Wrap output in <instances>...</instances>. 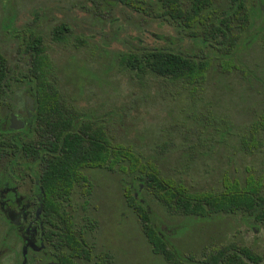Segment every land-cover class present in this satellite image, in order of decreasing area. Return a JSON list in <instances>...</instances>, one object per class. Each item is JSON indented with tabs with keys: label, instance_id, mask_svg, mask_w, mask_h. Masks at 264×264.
<instances>
[{
	"label": "trees",
	"instance_id": "16d2710c",
	"mask_svg": "<svg viewBox=\"0 0 264 264\" xmlns=\"http://www.w3.org/2000/svg\"><path fill=\"white\" fill-rule=\"evenodd\" d=\"M142 1L140 4L138 0H128L127 22L119 15L118 22L122 21L126 28L123 37L118 39L120 32L116 34L115 30L110 35L111 40L118 39L122 45L117 51L103 49L100 45L107 47L105 40L88 44L85 36L75 35L67 24L50 29L53 46H61L67 58L64 64H59L52 45L47 55H34L31 85L38 96L37 124L32 131L35 164L44 167L52 190L73 189L86 179L88 169L114 174L119 184L127 185L129 208L136 215L140 230L159 251L170 244L160 227H155V212L148 201H155L178 221L238 217L253 232H262L264 238V0H223L222 6L207 0V6L201 5L192 15L194 24L196 18L208 20L206 29L195 24L190 30L194 51L190 58L170 49L169 41L173 39L167 28L172 21L170 0ZM111 15L110 19L116 13ZM152 24L163 32L150 34L148 28ZM144 34L155 40L161 37L164 48L146 45L141 37ZM94 49L98 52L102 49L115 61L119 72L133 76L144 86L161 81L172 89L178 88L179 82L182 90L186 84L204 87L209 74L213 79L226 72L233 76L235 72L243 74L241 87L248 95L240 99V116L217 115L221 122L211 120L214 123L210 124L212 129L206 140L188 146L189 152L197 148L209 153L216 147L220 149L217 158L207 156L205 168L207 174L211 173L208 170L220 172L215 187L198 191L183 182V175L193 178L199 174L194 168V156H188L190 164L186 157L182 168L169 176L161 168L171 160L166 155L170 146L167 140L162 145L151 142L144 151L125 145L112 134L114 112H104L94 104L79 105L80 100L88 103L94 97L91 85L107 84L105 76L110 69L100 76L88 67L86 59L77 58L83 50L93 56ZM223 57L231 61L230 65L222 61ZM79 66L94 76L87 83L78 84V80H84L77 72ZM168 95L175 100V94ZM241 103L245 104L244 109ZM174 172L177 179L172 177ZM208 262L264 264V254L246 245L227 243L210 251Z\"/></svg>",
	"mask_w": 264,
	"mask_h": 264
},
{
	"label": "flooded vegetation",
	"instance_id": "af4514ba",
	"mask_svg": "<svg viewBox=\"0 0 264 264\" xmlns=\"http://www.w3.org/2000/svg\"><path fill=\"white\" fill-rule=\"evenodd\" d=\"M45 1L0 0V264H125L124 246L115 247L109 240L108 228H115L129 216L127 185L119 184L122 210L112 215L99 207L107 200V191L100 184L108 179V171L86 170V179L69 191L49 187L44 167L35 164L33 157L36 149H32V131L37 124L38 96L31 82L34 55H47L49 45H55L50 29L67 24L75 35L85 36L88 44L96 43V38L101 41L110 37L113 29L116 34L123 33L128 0H52V6ZM222 1L212 0L218 6H222ZM169 3L172 21L166 27L174 39L169 41L170 49L190 58L194 52L190 30L195 24L206 29L208 20L196 18L194 24L192 15L201 5L206 7L207 0ZM65 9L73 16L66 17ZM112 12L116 15L110 19ZM82 18L95 29L93 33L78 29ZM157 40L160 45L155 48L163 49L161 37ZM97 173H105L103 181L96 180ZM111 188L116 190L113 185ZM160 210L163 211L161 207ZM163 216L172 223L171 227L166 225L172 235L174 222L180 220L165 212ZM156 218L155 227L159 228L163 219ZM140 233L149 252L163 259L158 264H210V251L222 246L207 243L196 251L197 257L189 250L179 252L172 236L165 235L170 245L159 251ZM119 250L124 257L118 258Z\"/></svg>",
	"mask_w": 264,
	"mask_h": 264
},
{
	"label": "rangeland",
	"instance_id": "374dc122",
	"mask_svg": "<svg viewBox=\"0 0 264 264\" xmlns=\"http://www.w3.org/2000/svg\"><path fill=\"white\" fill-rule=\"evenodd\" d=\"M45 3L49 6L53 4L52 0H46ZM65 7H67V4H65ZM64 12L66 17L73 16V14L68 13L67 9ZM53 14L56 15V13ZM77 27L84 33H93L95 30L91 28L85 18H82ZM131 30L130 28L129 31ZM148 32L150 34H159L163 32V29L152 24L149 26ZM112 33L109 32L110 35ZM123 34L120 33L117 36L118 39L123 37ZM112 37L110 36L107 41L106 38L104 39L107 47L104 44L100 46L103 45V49L107 51L120 50L122 45L118 43V39L111 40ZM141 37L149 47H157L159 45L157 40L148 38V34H144ZM99 40V38H96L95 41ZM114 40L116 42H113ZM101 50L98 52L94 49L95 53L93 56H88V53L84 50L77 54V58L87 60L88 67L95 73L98 72L99 74L97 75L101 76L106 69H110V72L105 76L107 84L105 83L103 86L98 84L91 85L90 90L94 93V97L88 103L80 100L79 105L94 104L101 106L104 112H114L116 117L112 121V134L125 145L131 144L140 147L144 151L151 142L162 145L161 143L167 140L170 146L166 155L171 160L167 164L164 163L161 168L168 172L169 176L176 169L182 168L180 165L182 161L185 163L186 157L187 161H189L188 164H190L192 160L188 156H194V159H196L194 168L199 174L193 178L190 175H183V182L198 191L215 187L220 172L216 170L214 173L208 170L211 173L207 174L205 170L208 163L207 156L210 155L213 158L218 156L216 154L220 149L216 147L209 153L206 152L209 150L197 148L195 150L191 149L189 152L188 146L199 140H206L208 133L212 129L210 124L214 123V121L221 122L219 121V114L222 117L231 116L238 118L240 116V99L242 96L248 95L245 91L243 92L244 88L241 87L243 74L235 72L233 76L232 73L227 75L226 72V74L221 73L220 77L216 79L211 78L212 74H209L204 82V87L186 84L182 90L179 87V82L176 83L178 88L172 89L170 87L167 88L161 81L144 86L135 81L133 76L119 72L118 66L114 64L115 61ZM52 52L59 64L65 63L67 55L64 50L62 51L58 46H52ZM222 61L229 65L231 62L227 57H223ZM78 69V74L84 77V80L82 79L80 82L78 80V84L87 83L94 77L89 75L90 73L86 72L85 68L83 70V67L79 66ZM216 82L219 83L216 84ZM169 93L175 94V100L168 95ZM241 104L244 109L245 104ZM220 126L222 129L221 124ZM97 174L96 180L98 182L103 181L105 173ZM174 176H176L175 172L172 177ZM100 185L101 189L103 188L107 191V200L105 204L103 203L99 207L104 212H107L106 214L111 213V215L112 212L122 210L118 201L120 197V191L119 189L117 190V188H120L118 177L110 173L108 179ZM112 185L116 190L111 188ZM148 202L151 209L155 212L154 220L158 222L156 216L163 219V223H159V227L162 233L168 236L171 232L166 228V225L171 227L172 223L165 219L163 216L164 212L160 210L155 201ZM128 215V218L124 219L123 223L115 225L116 227L113 229L111 227L108 228L109 240H112L115 247L119 248L121 244L124 246L125 264L162 263L163 259L160 256L157 257L151 251L149 252V247H147V243L140 233L141 230L137 218L130 210ZM172 229L171 238L176 249L179 252L189 250L192 254H196L197 257H199V254L196 251L202 249L207 243V245L220 246L229 242H235L236 245H246L252 250L264 254L263 233H254L250 228L243 225L238 217L236 219L225 217L197 220L184 218L180 222H174ZM123 253L121 251L118 258L124 257Z\"/></svg>",
	"mask_w": 264,
	"mask_h": 264
}]
</instances>
